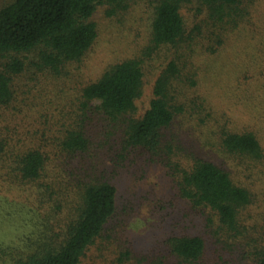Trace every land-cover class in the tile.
I'll use <instances>...</instances> for the list:
<instances>
[{
    "label": "trees",
    "instance_id": "trees-1",
    "mask_svg": "<svg viewBox=\"0 0 264 264\" xmlns=\"http://www.w3.org/2000/svg\"><path fill=\"white\" fill-rule=\"evenodd\" d=\"M257 1L155 0L147 56L163 47L173 52L155 77L151 99L140 117L134 116L135 100L143 84L139 58L116 63L94 81L80 86L75 96L78 103L71 102L70 107L75 106L71 115L65 114L63 105L62 109H54L38 86L46 82L44 79L64 77L66 67L83 58L96 37L91 21L96 5L103 2L114 12L124 8L123 0H12L0 7V187L5 186L0 194L35 187L41 190L43 205L50 204L56 210L65 207L69 178L74 173L71 169L59 172L57 168L71 166L73 161L79 166L77 159L89 145L80 113L92 108L110 125L121 123L122 152L116 154L118 158L138 150L146 154V160L161 158L168 162L178 175L180 196L194 207L213 211L220 229L234 231L238 210L251 201L248 189L206 158L193 155L185 166L171 161L166 153L172 145L164 138L178 117L211 119L203 97L197 93L200 66L194 63L195 53L219 54L239 29L245 26L253 30L251 11ZM191 4L196 5L198 19L187 27L180 10ZM21 77L25 82L19 81ZM15 113L18 115L13 118L8 115ZM19 115L31 117L32 130L15 119ZM38 120L40 125L36 127ZM53 126L58 127L57 134H45ZM217 129L214 137L227 157L238 163L262 159L263 148L255 131L231 130L224 123ZM33 134L37 135L30 139L28 136ZM49 143L54 145L53 150L45 148ZM53 157L59 162L47 175L46 165ZM115 197L116 189L108 181L84 183L79 216L61 244H45L43 249L34 248L21 255L10 252L8 264H79L113 215ZM170 246L176 256L194 261L202 255L204 241L199 236H176L170 239ZM254 264H264V248L257 253Z\"/></svg>",
    "mask_w": 264,
    "mask_h": 264
},
{
    "label": "rangeland",
    "instance_id": "rangeland-1",
    "mask_svg": "<svg viewBox=\"0 0 264 264\" xmlns=\"http://www.w3.org/2000/svg\"><path fill=\"white\" fill-rule=\"evenodd\" d=\"M10 1L0 0V7ZM123 4L124 8L114 12L110 5L97 4L91 15L96 37L83 58L66 67L64 77L44 79L45 83L38 84L44 91L42 97L50 100L54 109H62L63 105L65 114L71 115L75 111L71 102L78 103L75 96L80 86L128 58H139L143 69L134 116L140 117L147 108L153 81L173 51L163 47L147 56L155 0H123ZM180 12L187 27L198 19L196 5H185ZM251 14L253 30L245 26L239 29L219 54L195 53L194 63L200 66L197 93L203 97L211 119L201 117L204 120L199 121L198 115L178 117L164 138L172 145L166 153L171 161L185 166L193 155L206 158L248 189L251 201L238 210L234 231L220 229L213 211L194 207L180 196L178 175L168 162L161 158L146 160V154L138 150L118 158L116 154L122 152L121 123L110 125L91 108L80 113L89 145L77 159L79 166L73 161L71 166L57 168L59 172L71 169L74 173L69 178L65 207L56 210L50 204L43 205L41 190L35 187L0 194L7 200H0V264H8L10 252L21 255L34 248L43 249L45 244L58 247L79 216L84 183L99 180L114 185L115 210L79 264H254L257 253L264 248V0L256 2ZM19 81L25 79L21 77ZM8 115L13 118L18 114ZM15 119L32 130L33 120L28 115ZM222 123L231 130L255 131L263 148L262 159L238 163L227 157L214 137ZM34 125H40L39 120ZM57 129L53 126L45 134L56 135ZM45 148L53 150L54 145L49 143ZM58 162L53 157L47 163V175ZM176 236L201 237L202 255L194 261L176 256L170 246V239Z\"/></svg>",
    "mask_w": 264,
    "mask_h": 264
}]
</instances>
